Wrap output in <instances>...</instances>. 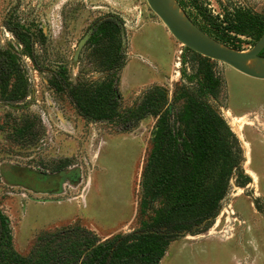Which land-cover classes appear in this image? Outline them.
Segmentation results:
<instances>
[{
	"label": "rangeland",
	"instance_id": "374dc122",
	"mask_svg": "<svg viewBox=\"0 0 264 264\" xmlns=\"http://www.w3.org/2000/svg\"><path fill=\"white\" fill-rule=\"evenodd\" d=\"M172 2L195 27L205 28L204 34L213 40L218 34L229 45L216 42L237 51L249 50L264 28V0ZM107 14L122 21L119 107L112 120L86 121L47 80L60 71L70 84L105 75L86 39L95 20ZM8 27L20 28L23 44ZM3 50L17 58L26 85L19 101L0 100V211L17 254L26 256L38 236L68 226L103 241L148 222L162 207L161 199L139 206L141 168L157 117L129 128L119 117L157 86L165 93L168 121L180 129L177 118L187 96L202 90L180 71L194 76L201 70L218 82L205 102L237 139L240 171L248 180L238 187L231 178L209 228L176 236L157 264H264V80L201 61L168 33L144 0H0ZM199 78L203 82L204 76ZM24 122L32 127L30 137L19 134ZM60 164L67 166L50 173Z\"/></svg>",
	"mask_w": 264,
	"mask_h": 264
},
{
	"label": "trees",
	"instance_id": "16d2710c",
	"mask_svg": "<svg viewBox=\"0 0 264 264\" xmlns=\"http://www.w3.org/2000/svg\"><path fill=\"white\" fill-rule=\"evenodd\" d=\"M6 29L24 43L20 28ZM121 31L122 21L114 14L98 18L89 30L86 43L92 53L102 59L105 75L100 80L70 84L63 71L47 80L50 89L67 96L75 113L83 120L109 121L116 116L119 107L116 74L125 62L119 44ZM263 31L264 28H259L258 38ZM212 38L229 45L218 34ZM232 48L239 50V47ZM259 55L264 57V47ZM29 57L33 62V56L29 54ZM180 77L187 83L195 81L202 89L195 96H187L184 113L177 118L180 129H175L168 121L165 93L157 86L143 94L135 109L119 117L127 128L147 116L157 117L139 180L141 208L146 207L147 200H162V207L153 217L135 231L103 241L89 230L68 226L38 236L28 254L20 256L12 247L8 221L0 211V264H157L176 236L196 235L209 228L230 179L242 187L248 178L240 171L241 149L237 139L221 116L205 102L207 96L217 91V80L201 70L194 76L181 70ZM25 91L17 58L7 50L0 51V100L17 102ZM19 134L23 138L30 137V123L24 122ZM66 166L60 164L50 173Z\"/></svg>",
	"mask_w": 264,
	"mask_h": 264
},
{
	"label": "water",
	"instance_id": "95a60500",
	"mask_svg": "<svg viewBox=\"0 0 264 264\" xmlns=\"http://www.w3.org/2000/svg\"><path fill=\"white\" fill-rule=\"evenodd\" d=\"M144 1L168 33L184 48L220 62L244 76L264 80V57L259 55L264 47V31L249 50L237 51L221 45L195 27L172 0Z\"/></svg>",
	"mask_w": 264,
	"mask_h": 264
}]
</instances>
